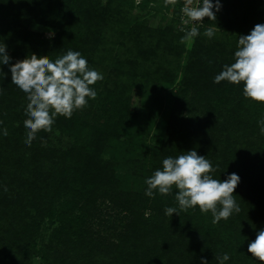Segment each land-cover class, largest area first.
Returning a JSON list of instances; mask_svg holds the SVG:
<instances>
[{
	"label": "trees",
	"instance_id": "1",
	"mask_svg": "<svg viewBox=\"0 0 264 264\" xmlns=\"http://www.w3.org/2000/svg\"><path fill=\"white\" fill-rule=\"evenodd\" d=\"M135 1L0 0V45L10 63L33 53L55 61L71 50L103 75L90 86L96 99L86 98L70 119L57 116L52 131L28 146L26 94L0 64V264H219L224 254V264H264L248 252L264 230V103L245 98L243 83H214L235 62L238 37L264 24V0H220L216 21L195 26L200 35L184 58L181 38L191 29L180 19L185 0H176L174 28L158 29L141 21ZM159 2L171 5L139 6ZM209 27L211 39L203 34ZM136 89L148 91L150 124L171 103L161 144L144 151L149 130L132 106ZM190 150L211 161L213 178L240 177L239 213L214 224L198 206L179 211L175 186L169 195L145 194L163 159ZM140 151L142 173L129 176L127 159ZM167 207L179 215L167 216ZM226 232L231 247L222 246Z\"/></svg>",
	"mask_w": 264,
	"mask_h": 264
},
{
	"label": "clouds",
	"instance_id": "2",
	"mask_svg": "<svg viewBox=\"0 0 264 264\" xmlns=\"http://www.w3.org/2000/svg\"><path fill=\"white\" fill-rule=\"evenodd\" d=\"M166 4H175L176 0H165ZM221 8L220 0H202V4H194V0H185L181 11L183 24L200 23L207 17L216 21V14ZM215 9V11H213ZM184 31V29H182ZM209 39L215 35V30L207 28L203 33ZM200 35L193 26L185 32L181 42ZM6 45H0V64L9 65L11 82L26 94L27 105L24 127L27 130L25 144L31 146L41 131L51 132L57 116L71 118L77 110L88 105L89 99H96L97 92L92 85L103 80V75L88 65V61L78 51L69 50L66 54L52 61L49 56L28 55L23 60L10 63ZM233 63L225 64L223 70L214 78V83L227 81L233 85L243 83V95L254 102L264 103V24H256L247 35L238 37L237 50ZM2 91V89H0ZM2 123V121H0ZM260 131L264 134V119L258 122ZM3 134L8 135L7 129ZM212 163L197 151L183 152L177 157L168 156L162 161V168L157 169L146 179L145 194L154 196V191L161 195L173 192V186L178 190L175 200L179 211L199 207L202 213L211 212L214 224L222 219L228 220L235 212H240L234 196L240 183L236 173L228 175L227 179H215ZM7 190V189H5ZM176 207H167L165 214L179 215ZM248 252L260 262H264V230L256 234L255 240L248 244ZM224 254L217 257L219 264L229 260ZM201 264H208L206 259Z\"/></svg>",
	"mask_w": 264,
	"mask_h": 264
},
{
	"label": "rangeland",
	"instance_id": "3",
	"mask_svg": "<svg viewBox=\"0 0 264 264\" xmlns=\"http://www.w3.org/2000/svg\"><path fill=\"white\" fill-rule=\"evenodd\" d=\"M142 1L143 0H136L135 1L136 2L135 3V7H136L135 13L139 14L141 16V21L144 20L147 22V23L146 22L145 23L147 24V26H149V28L158 29L159 27H161V28L173 27L174 13H175L176 8L178 7V4H176V3L171 4L168 9H163L162 6L164 5V3L159 2V3L149 4V6L147 8L143 9V8H141V5L139 6V4L142 3ZM150 8H152V9H150ZM37 29L41 30L40 28H35V30H37ZM175 33H176V30H175ZM46 35L49 36L50 34L46 33ZM193 41H194L193 38L187 40V42H186V53L183 56V58L188 55V52H190L192 45H193ZM158 64L156 62H155V64L150 62V64H149V65H151L150 69L151 68L155 69V67H157ZM146 69H148V68H146ZM157 69H158V67H157ZM147 92H148L147 90H145V91L141 90L140 91V90L136 89L134 91V94H133V105H132L133 109L140 112L139 124L142 127H144L146 131L149 130V133H151V135L148 138H147V135H149V133L147 135H145V139H142V143L140 145V148L142 150L145 148V147H142V145L146 146V144H149V145H157L158 146L161 144L159 141L164 136V129L168 126L165 122L167 121V118H168L167 113L171 108V103H170V105H167V106L164 105L163 107H160V108H162V112L160 114H158L157 116L153 117L154 118L153 124H150L151 121H149L150 118L148 116V112H149V108H150V100H149V98H146L144 96ZM171 92H172L171 89L165 90L164 94L170 95ZM168 101H169V98H168ZM143 151L138 152L137 155L139 157L135 156V158L127 159L128 161H127L126 166H125V171L127 172V175L132 176V177H136V174L138 175V174L142 173V171L140 172V169H141L140 167L142 166L144 161L147 159V157ZM142 155H144V156H142ZM133 189H135V188L132 185L128 186L129 191H132ZM229 237H230L229 232H226L223 235V238H222V240H224V243H222L223 247H226V244H228L229 247H231L233 245L228 241ZM234 245H237V243H234Z\"/></svg>",
	"mask_w": 264,
	"mask_h": 264
},
{
	"label": "built area",
	"instance_id": "4",
	"mask_svg": "<svg viewBox=\"0 0 264 264\" xmlns=\"http://www.w3.org/2000/svg\"><path fill=\"white\" fill-rule=\"evenodd\" d=\"M213 3H215V0H212ZM194 4H202V0H194ZM184 6V5H183ZM182 6V7H183ZM181 7V9H182ZM182 17H183V13L182 11L180 10V19H181V22H182ZM184 19H187L186 17H183ZM207 17L204 18V20L206 19ZM204 22V21H203ZM203 22H200V23H193V22H190L189 24L187 25H190V27H193V26H199L201 25ZM183 23V22H182ZM185 25V24H183Z\"/></svg>",
	"mask_w": 264,
	"mask_h": 264
}]
</instances>
